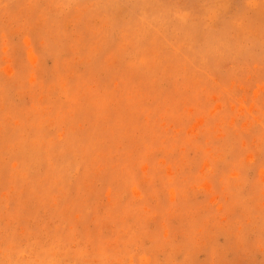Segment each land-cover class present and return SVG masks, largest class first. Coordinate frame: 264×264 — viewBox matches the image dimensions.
Here are the masks:
<instances>
[{
	"label": "rangeland",
	"instance_id": "rangeland-1",
	"mask_svg": "<svg viewBox=\"0 0 264 264\" xmlns=\"http://www.w3.org/2000/svg\"><path fill=\"white\" fill-rule=\"evenodd\" d=\"M0 264H264V0H0Z\"/></svg>",
	"mask_w": 264,
	"mask_h": 264
}]
</instances>
